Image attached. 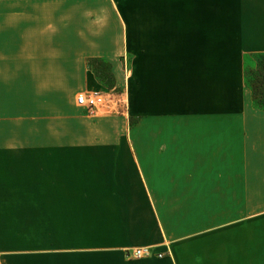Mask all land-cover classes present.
<instances>
[{"label": "crops", "instance_id": "0c3cea01", "mask_svg": "<svg viewBox=\"0 0 264 264\" xmlns=\"http://www.w3.org/2000/svg\"><path fill=\"white\" fill-rule=\"evenodd\" d=\"M243 51L264 0H0V264H264V109L227 101ZM90 58L117 117L77 102L102 92Z\"/></svg>", "mask_w": 264, "mask_h": 264}, {"label": "rangeland", "instance_id": "374dc122", "mask_svg": "<svg viewBox=\"0 0 264 264\" xmlns=\"http://www.w3.org/2000/svg\"><path fill=\"white\" fill-rule=\"evenodd\" d=\"M231 52H227V56L233 59L235 63L228 66L227 63V72L230 73V77H227V101L231 100L234 96H238L239 98H244L245 94L248 91V85L243 77L244 69L247 65H254L256 63L255 59V52L252 51H243L240 57L231 56ZM228 59V58H227ZM95 67L99 68L96 71V75L101 83L102 93H115V94H122V98L124 102L122 103V107L120 111H112L109 114L118 116V114H122V109L124 111L127 110V98L126 95L123 93V89L120 87L114 86V76L111 71V68L108 66L107 63L96 62ZM242 71V72H241ZM233 88L236 89L237 93ZM244 100V99H242Z\"/></svg>", "mask_w": 264, "mask_h": 264}, {"label": "built area", "instance_id": "2783aa9c", "mask_svg": "<svg viewBox=\"0 0 264 264\" xmlns=\"http://www.w3.org/2000/svg\"><path fill=\"white\" fill-rule=\"evenodd\" d=\"M78 104L86 108L87 114L95 116L99 114H109L112 111H120L124 102L122 94L115 93H86L82 92L77 96ZM124 112V110L122 109ZM122 112V113H123ZM131 258H144L152 255L150 247H137L128 250Z\"/></svg>", "mask_w": 264, "mask_h": 264}, {"label": "trees", "instance_id": "16d2710c", "mask_svg": "<svg viewBox=\"0 0 264 264\" xmlns=\"http://www.w3.org/2000/svg\"><path fill=\"white\" fill-rule=\"evenodd\" d=\"M256 63L247 65L244 69V79L251 90L253 102L261 109H264V52L255 54ZM96 62L107 63L101 58H90L88 63L96 73L99 68L95 67ZM108 66L111 68L109 63ZM114 81H115V77ZM114 86L117 87L116 81Z\"/></svg>", "mask_w": 264, "mask_h": 264}]
</instances>
